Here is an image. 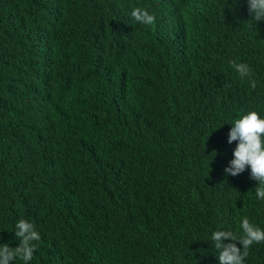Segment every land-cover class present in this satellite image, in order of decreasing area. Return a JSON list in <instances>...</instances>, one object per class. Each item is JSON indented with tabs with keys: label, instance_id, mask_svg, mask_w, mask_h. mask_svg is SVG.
<instances>
[{
	"label": "trees",
	"instance_id": "1",
	"mask_svg": "<svg viewBox=\"0 0 264 264\" xmlns=\"http://www.w3.org/2000/svg\"><path fill=\"white\" fill-rule=\"evenodd\" d=\"M250 20L246 0H0V245L23 218L30 264H219L213 231L264 228L250 168L223 173L232 121L264 116Z\"/></svg>",
	"mask_w": 264,
	"mask_h": 264
},
{
	"label": "clouds",
	"instance_id": "2",
	"mask_svg": "<svg viewBox=\"0 0 264 264\" xmlns=\"http://www.w3.org/2000/svg\"><path fill=\"white\" fill-rule=\"evenodd\" d=\"M247 10L252 22L264 21V0H246ZM134 21L151 25L155 16L146 9L134 7L131 11ZM232 69L239 78L247 80L250 88L255 89L256 80L250 65L246 62H232ZM236 142L232 159L223 169L224 175L236 177L250 168V179L256 181L255 197L264 200V116L255 109L240 114L231 123L227 143ZM217 152L211 154L215 158ZM239 229L242 235L231 230L217 229L211 233V241L218 252L219 264H245L248 250L254 243L264 242V228L253 224L247 216L240 217ZM15 238L19 244L10 247L8 243L0 245V264H14L17 259L30 264L37 250L35 242L41 239L35 225L21 218L15 224ZM225 241H229L225 243ZM242 247H238L237 245Z\"/></svg>",
	"mask_w": 264,
	"mask_h": 264
}]
</instances>
